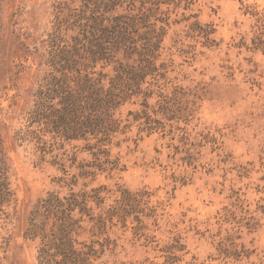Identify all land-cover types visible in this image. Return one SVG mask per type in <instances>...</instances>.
<instances>
[{"label": "rangeland", "instance_id": "obj_1", "mask_svg": "<svg viewBox=\"0 0 264 264\" xmlns=\"http://www.w3.org/2000/svg\"><path fill=\"white\" fill-rule=\"evenodd\" d=\"M81 3L0 2V264H40L55 199L90 264H264V0H123L144 70L117 78L140 65L122 49L86 66L125 93L112 130L68 139L35 112Z\"/></svg>", "mask_w": 264, "mask_h": 264}, {"label": "trees", "instance_id": "obj_2", "mask_svg": "<svg viewBox=\"0 0 264 264\" xmlns=\"http://www.w3.org/2000/svg\"><path fill=\"white\" fill-rule=\"evenodd\" d=\"M123 0H82L79 7L74 8L71 16L78 33L73 37V44L62 51L56 63L60 70L57 76L46 83V89L39 93L37 110L35 113L47 119L51 128L61 133L68 139L85 137L87 133H98L112 130L114 123L112 113H109L121 99L120 94L125 93L120 88L119 93L111 90L112 85L104 89L101 81L105 74L99 72V77H93L88 72L82 74L91 63L99 60H112L115 52L122 49L127 57L137 54L140 65L123 64L118 60L119 73L117 78L123 75L139 76L144 70L141 63L147 61L144 58L151 50L149 41L138 44L139 39L132 33H136V25L141 16L129 13H115L117 6ZM1 2V0H0ZM150 34V31L147 32ZM149 38V37H147ZM146 40V39H144ZM138 72V73H137ZM114 84V83H113ZM118 99V100H117ZM46 109V112H41ZM49 125V126H50ZM1 149L0 139V200H6L9 195L7 187V174ZM77 198L71 196L66 205L73 206ZM55 207L61 213L56 222V229L48 234L44 233L42 245L39 247L37 260L40 264H90L87 250L74 246L71 232L77 220H73L64 212L65 203L55 199ZM53 205L47 201L43 207ZM71 210V208H67ZM43 229V228H40ZM35 233V230H32Z\"/></svg>", "mask_w": 264, "mask_h": 264}]
</instances>
